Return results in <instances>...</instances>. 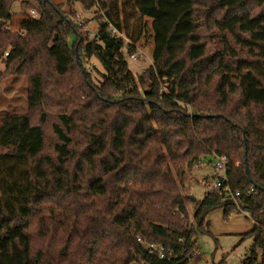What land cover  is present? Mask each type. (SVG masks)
I'll list each match as a JSON object with an SVG mask.
<instances>
[{
	"label": "trees",
	"instance_id": "obj_1",
	"mask_svg": "<svg viewBox=\"0 0 264 264\" xmlns=\"http://www.w3.org/2000/svg\"><path fill=\"white\" fill-rule=\"evenodd\" d=\"M14 1L0 0V21L5 22L0 28V57L6 67L20 61L36 63L30 76L29 110H39L45 98L39 70L47 67L43 58L58 77L65 76L73 63L81 67L92 58L103 69V81L95 88L83 81L86 100L61 112L52 123L54 158L43 155L41 124H33L25 113L0 116V264H53L41 250L32 252L28 220L34 214L39 216L38 231L47 218H54L71 228L70 233L85 227L95 237L84 260L72 259L65 247L62 264H188L197 233L208 232L206 218L218 208L224 217L241 211L249 215L252 228L242 239L252 238L253 246L240 264H264V11L255 16L235 14L217 23L236 40V31L247 34V43L253 46L249 52L254 60L227 63L224 56H234L233 52L206 56L205 44L196 34L197 0H124L135 3L143 21L135 37L125 20L117 18L118 1H101L93 17L98 27L92 39L77 25L74 9L75 4L93 9L91 0H66L73 4L67 13L51 0H35L36 16L20 18L12 35L8 28ZM242 1L217 0V7L231 9ZM255 2L264 8V0ZM108 22L130 39L126 49L110 33ZM144 38L152 41V64L135 75L127 58ZM208 63V72L198 75ZM234 94L239 96L236 103ZM79 109H95L106 118L98 120L99 134H86L89 143L78 157L74 133ZM44 118L41 115L40 120ZM245 149L252 182L245 172ZM200 156L208 159L207 166L226 159L228 184L240 197L236 206L216 191L205 194L196 203L190 230L182 186L169 165L182 178V164L191 166ZM96 170L99 173L88 180V194L79 204L75 199L81 192L79 178ZM47 192L71 195L72 200L59 208L49 206ZM137 237L162 244L167 256H173L160 260L150 255Z\"/></svg>",
	"mask_w": 264,
	"mask_h": 264
},
{
	"label": "rangeland",
	"instance_id": "obj_2",
	"mask_svg": "<svg viewBox=\"0 0 264 264\" xmlns=\"http://www.w3.org/2000/svg\"><path fill=\"white\" fill-rule=\"evenodd\" d=\"M51 1L59 5L66 13L70 8H73V4L68 5L66 0ZM117 1L119 7L117 18L123 21L125 20L124 22L127 25L126 28L129 34L135 37L139 33L143 23L136 10V5L130 1L127 4L123 3L124 0ZM32 9L37 10V3L35 0H15L13 2L11 8L13 22L10 28H8L10 34H16L18 30L17 21L24 15H31ZM74 9L77 14L82 13L78 12L82 11V7L79 4H75ZM123 10H125L124 13ZM262 11H264V8L258 6L255 0H243L238 6L226 10L217 7V0H197L195 4L196 34L201 42L205 44L206 56L210 55V58H212L221 51H227L229 54L231 52L234 54V56H224V60L227 63L236 59L254 60L249 52V50H252L253 46L247 43V41H249L248 35L236 31L235 34L239 36L236 40L235 36L220 31L217 27V23L235 14L246 13L250 16H255ZM84 15L91 16L90 13L86 14V12ZM92 17L90 18L91 24H88V27L92 31H96L97 23ZM2 27L3 26L0 28ZM74 38L75 37L71 35L69 40L73 41ZM145 38L137 42V51L135 52L138 56L137 60L130 61L127 58L129 68L135 75L141 74L152 64V41L149 38L147 41ZM186 47H188V44ZM43 62L47 67L41 69L42 66H40L39 70L43 75L45 98L39 110L31 111L28 109V93L30 90V76L37 70V67H35L36 63L34 65H28V63L20 61L19 63L17 62L14 65L6 67L3 58L0 57V116L4 114L25 113L30 117L33 124H41L45 135L43 155L54 158L53 146L56 143V139L51 130L52 123L57 120V116L61 112L68 113L70 110L77 108L74 106L75 103L82 104V102L86 100L83 95V92L86 91L83 87V81L92 88L100 86L103 81L101 75L103 69L91 58L83 62L81 67L79 64L73 63L65 76L58 77L50 70L49 67H51V65L46 58H43ZM210 64L211 63H208L199 69L197 74L204 76L210 69ZM83 68L87 73L82 71ZM141 87L142 85H140V89ZM79 89L81 90L80 92ZM238 101V94H234L232 96V102L236 103ZM41 115L45 117L44 122L40 120ZM105 118L104 114H100L95 109L88 110L87 112H83L80 109L77 111L76 119H78V121H76V124L78 130L74 133L75 156L79 157L82 149L88 145L89 139L86 134H99L100 131L98 130L102 127V122L98 120H104ZM158 139L160 140V136H158ZM182 151H184V149H180V152ZM161 152L165 155V150L163 148ZM199 159L203 160L202 156L198 157V160ZM195 161L192 162L191 166H187L185 163L182 164L181 167L184 172L182 178L177 177L173 165H169V170L178 183V186H182L181 191L184 197L183 203L186 208L187 228L190 230L194 228L195 224L193 213L196 203L204 198L207 191L205 182L209 180L208 176L213 174L212 166H204L200 169H195L193 166ZM207 161L208 159L205 158L203 163L208 164ZM98 173L99 170H96L87 175L80 176L78 183L81 189L79 193L80 197L75 198L79 204L86 199L85 195L88 194V180L95 177ZM109 182L113 184L114 179L109 178ZM47 194L50 200L49 206L57 208L72 200L71 195H60L52 192H47ZM188 196H193L195 200L191 201ZM90 202L91 200H87L86 206H90ZM173 212H175V209ZM80 214L81 211H78L77 216H80ZM38 218L39 216L34 214L28 220L30 224L32 252L41 250L47 262L62 264L64 263V248L67 247L69 249L67 251L68 255H70L72 259L84 260V256L88 253V249L90 248V242L95 239L87 228L80 227V233L74 234L69 232L71 228L67 227V225L58 223L54 218H47L44 225L45 227L40 229L41 231H38ZM206 223L208 224V232L197 233L194 250L197 249L199 255L192 256L188 264H240L246 257L250 256L253 239H242L243 234L249 232L252 228L249 215L237 213L224 217L222 210L218 208L208 214Z\"/></svg>",
	"mask_w": 264,
	"mask_h": 264
},
{
	"label": "built area",
	"instance_id": "obj_3",
	"mask_svg": "<svg viewBox=\"0 0 264 264\" xmlns=\"http://www.w3.org/2000/svg\"><path fill=\"white\" fill-rule=\"evenodd\" d=\"M91 1H93L95 3L94 8L91 10L78 11V12H82V13L77 14L76 23L78 26H82L83 30L85 32H88L90 35V38L92 39L96 36V31H92L88 27V24H91L90 18L93 15H95V11H93V10H96L99 8L98 7L99 3L101 1H106V0H91ZM85 12H86V14L90 13L91 16L84 15ZM31 14L36 16V12L34 10H31ZM93 17H92V19H93ZM85 20H87L88 23H86V25H83ZM97 27H98V24H97ZM108 30L110 31V33L112 34L113 37L120 39L124 42V49H126V46L131 43L130 39L123 32H121L120 30L113 27V25L109 22H108ZM7 55H8V53L5 52L4 57H6ZM137 58H138V56L135 52L128 55V59L130 61H135V60H137ZM226 164H227V161L224 157L218 158L215 161V163L212 164L213 175H212L211 179H209L205 182V185L207 188L206 194L211 192V191H216L225 200L232 201L236 206H238L237 200L240 197V192L239 191H233L230 188L228 181H227V178H226ZM204 166H207V165L204 164L201 160L196 161V163L194 164L195 169H200ZM249 193L250 194L254 193V190L251 189ZM241 213H244V212L241 211ZM244 214H247V213H244ZM137 241H139L145 245V247H146V249L150 255H155L160 260L168 259L171 256H173V255H170L169 257L167 256L165 247L162 244H156V243L148 242L147 240L142 239L141 237H137ZM198 255H199V251L197 249L194 250L191 254V256H198Z\"/></svg>",
	"mask_w": 264,
	"mask_h": 264
},
{
	"label": "water",
	"instance_id": "obj_4",
	"mask_svg": "<svg viewBox=\"0 0 264 264\" xmlns=\"http://www.w3.org/2000/svg\"><path fill=\"white\" fill-rule=\"evenodd\" d=\"M5 22L4 21H0V27L4 24ZM245 143V141H244ZM245 147H246V144H245ZM244 162H245V172L247 173L248 177H249V169H248V164H247V150L245 149V152H244ZM250 181L252 182L251 178L249 177ZM259 188V187H258ZM190 199L192 201L195 200V198L193 196H190Z\"/></svg>",
	"mask_w": 264,
	"mask_h": 264
},
{
	"label": "crops",
	"instance_id": "obj_5",
	"mask_svg": "<svg viewBox=\"0 0 264 264\" xmlns=\"http://www.w3.org/2000/svg\"><path fill=\"white\" fill-rule=\"evenodd\" d=\"M252 222V221H251Z\"/></svg>",
	"mask_w": 264,
	"mask_h": 264
}]
</instances>
